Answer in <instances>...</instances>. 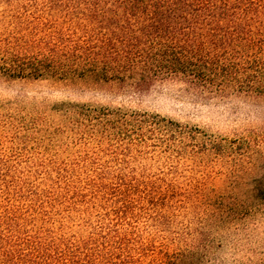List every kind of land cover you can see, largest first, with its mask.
Wrapping results in <instances>:
<instances>
[{
	"label": "rangeland",
	"instance_id": "obj_1",
	"mask_svg": "<svg viewBox=\"0 0 264 264\" xmlns=\"http://www.w3.org/2000/svg\"><path fill=\"white\" fill-rule=\"evenodd\" d=\"M3 10L0 264L37 235L54 258L26 264H264V74L143 90L9 76ZM117 108L127 120L98 117Z\"/></svg>",
	"mask_w": 264,
	"mask_h": 264
},
{
	"label": "trees",
	"instance_id": "obj_2",
	"mask_svg": "<svg viewBox=\"0 0 264 264\" xmlns=\"http://www.w3.org/2000/svg\"><path fill=\"white\" fill-rule=\"evenodd\" d=\"M0 7L13 19L1 49L9 76L113 81L143 90L181 76L193 85L220 81L252 89L264 74V0H0ZM124 113L105 109L98 117L119 122L129 117ZM4 219L15 222L10 214ZM23 245L24 264L54 258L55 246L39 235Z\"/></svg>",
	"mask_w": 264,
	"mask_h": 264
}]
</instances>
